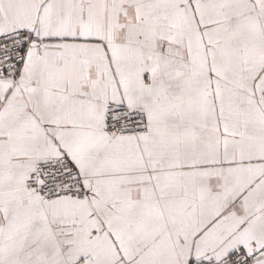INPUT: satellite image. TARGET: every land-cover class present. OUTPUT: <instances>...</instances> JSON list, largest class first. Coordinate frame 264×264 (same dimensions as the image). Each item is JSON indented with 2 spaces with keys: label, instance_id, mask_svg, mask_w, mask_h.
<instances>
[{
  "label": "snow or ice",
  "instance_id": "1",
  "mask_svg": "<svg viewBox=\"0 0 264 264\" xmlns=\"http://www.w3.org/2000/svg\"><path fill=\"white\" fill-rule=\"evenodd\" d=\"M0 264H264V0H0Z\"/></svg>",
  "mask_w": 264,
  "mask_h": 264
}]
</instances>
